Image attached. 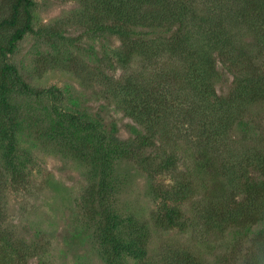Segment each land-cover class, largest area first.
Masks as SVG:
<instances>
[{"label":"trees","instance_id":"16d2710c","mask_svg":"<svg viewBox=\"0 0 264 264\" xmlns=\"http://www.w3.org/2000/svg\"><path fill=\"white\" fill-rule=\"evenodd\" d=\"M81 3L89 32L119 39L99 62L115 61L124 74L119 79L105 74L98 82L100 93L131 121L130 136L113 137L108 129L115 125L105 127L98 114L61 103L46 113L45 133L87 164L80 207L103 264H207L189 247L165 245L149 252L152 230H185L194 219L221 230L261 223L239 264H264V141L245 115L264 101V0ZM33 7V0H10V13L0 19V30L12 28L0 45L1 118L20 104L17 97L33 109L44 98H64L55 85L31 86L8 60L18 41L34 32ZM218 64L232 76L224 95L214 84ZM233 133L239 147L231 142ZM121 159L132 161L149 179L156 205L149 224L117 203L121 181L115 162ZM12 172L20 170L8 160L0 169V190ZM2 200L0 191V223ZM13 238L0 224V250L8 249L12 257L2 264H16L33 248Z\"/></svg>","mask_w":264,"mask_h":264},{"label":"rangeland","instance_id":"374dc122","mask_svg":"<svg viewBox=\"0 0 264 264\" xmlns=\"http://www.w3.org/2000/svg\"><path fill=\"white\" fill-rule=\"evenodd\" d=\"M33 1L34 32L26 33L18 41L8 60L31 86L40 89L55 85L64 91V98H44L33 109L35 106L29 108L17 97L20 104L0 117V169L9 160L20 170L7 174L5 189L0 190L4 209L0 224L13 234L14 242L23 241L33 247L30 253L14 261L16 264H103L93 231L80 207L87 164L46 136V113L53 103L71 110L85 108L102 117L105 127L115 125V129H108L113 137L130 136L131 121L100 93L98 82L105 74L113 79L124 74L115 61L110 65L99 62L105 53L118 47L119 39L88 31L81 0ZM10 10V0H0V19L8 16ZM11 30H0V45L6 43ZM96 55L99 59L94 58ZM218 68L220 74L214 84L217 92L224 95L231 87L232 76L219 64ZM245 115L253 120L252 124L256 123L254 129H260L257 139L262 144L264 101L252 104ZM231 140L233 145L240 146L235 133ZM115 168L121 181L116 194L119 207L149 224L156 205L149 194L148 177L130 160H117ZM167 179L168 176L164 181ZM184 209L189 215V204ZM193 223L185 230H152L149 252L156 254L165 245L184 246L202 256L207 264L218 258L226 259V264H239L246 255L250 237L261 227L258 222L241 230H221L208 228L201 224L202 220L197 223L194 219ZM8 257L12 259L8 249L0 250V264Z\"/></svg>","mask_w":264,"mask_h":264}]
</instances>
